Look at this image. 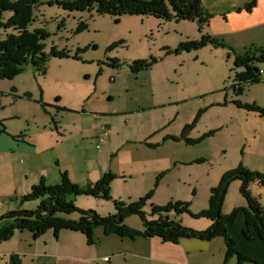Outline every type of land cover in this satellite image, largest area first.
Instances as JSON below:
<instances>
[{"label": "rangeland", "instance_id": "rangeland-1", "mask_svg": "<svg viewBox=\"0 0 264 264\" xmlns=\"http://www.w3.org/2000/svg\"><path fill=\"white\" fill-rule=\"evenodd\" d=\"M259 1L201 0L210 17L202 25L38 7L28 32L47 35L44 54L66 51L70 59L51 58L44 78L28 65L11 79L0 80V128L25 149L7 158L0 154V217L18 209L35 210L39 202L20 206L19 198L40 186L60 185L61 176L78 188L110 176L111 201L69 196L66 202L106 218L114 214L113 202L147 199L143 212L152 222L158 218L150 206L185 205L188 214L170 213L168 220L193 231L208 229L210 221L195 217L208 211L210 192L224 177L238 170L264 175V117L247 109L264 110V63L256 65L260 82L238 91L234 74L242 70L235 69V61L242 51L227 45L259 33L264 37V26H258L264 18L249 14ZM258 11L254 13L261 15ZM10 16L4 14V19ZM202 42L197 50L186 47ZM246 46V52L262 48ZM134 63L150 68L133 72ZM102 128L107 138L100 144ZM240 186L238 181L229 183L221 217L246 208ZM250 193L263 202V189L252 185ZM66 217L78 219L77 214ZM123 224L136 230L142 225L137 217ZM101 231L94 230L91 246L69 232H62L57 242L49 231L37 247L27 232L2 247L25 242L26 264H105L103 258L115 264L111 242L100 238ZM228 235L250 261L246 264H264V243L246 228L243 215ZM190 241L189 264L204 257L212 259L208 264H223L222 239ZM34 251L40 258L27 256ZM229 264H236V258Z\"/></svg>", "mask_w": 264, "mask_h": 264}, {"label": "trees", "instance_id": "trees-1", "mask_svg": "<svg viewBox=\"0 0 264 264\" xmlns=\"http://www.w3.org/2000/svg\"><path fill=\"white\" fill-rule=\"evenodd\" d=\"M40 6H56L68 13L95 11L98 16L112 18L135 16L152 17L168 22L172 20L175 22L195 21L198 25L207 24L210 18L203 10L201 0H0V80L11 79L18 74L21 68L28 65L38 77L44 78L51 58L70 59L66 51L56 52L51 49L49 55L44 54L43 42L47 39V35L41 31L28 32L33 13ZM253 6L247 7L245 11L249 13ZM4 14H11V16L4 19ZM205 40H208L214 47L225 48L223 43L209 38ZM203 42L201 44L189 43L186 47L197 50L204 46ZM261 63H264V49L245 51L236 56L235 69L242 70L239 74H234L238 91L243 85L260 82V72L256 65ZM148 68L150 64L134 63L132 71L138 73ZM247 109L264 116V110L253 109V107ZM111 180L110 176L103 177L95 185L78 188L73 186L66 176H61L60 185L56 187L40 186L32 190L28 195L19 198V204L22 206L25 203L37 201L39 204L35 210L18 209L0 217V244L11 240L15 233L27 232L35 241L52 231L55 239L61 232L79 234L85 238L86 244L91 246L93 245V232L96 229H101L104 236H115L122 240L157 239L163 244L171 245L177 244L180 240L208 243L219 238L223 240L226 259L235 257L237 264H246L250 261L236 250L234 241L228 235V229L241 215L245 218L246 228L252 229L257 240L264 243V198L261 203L250 193L252 185L264 190V175L249 174L238 170L224 177L219 186L210 192L208 211L195 217L211 222L210 227L204 231H193L183 227L180 223L168 220L166 216L170 213L188 214L185 205H177L170 209H157L150 206L151 215L158 218L152 222L146 219L143 212L147 199L131 204L113 202L114 214L106 218H101L94 212L80 211L73 206L72 202H66L69 196L90 197L104 202L111 201L108 197ZM233 181L241 184L239 195L245 201L246 208L236 209L229 216L221 217V205L227 187ZM72 214H77L78 219L75 221L67 219L66 216ZM130 217L139 218L142 224L140 230L130 229L123 224L124 220Z\"/></svg>", "mask_w": 264, "mask_h": 264}, {"label": "crops", "instance_id": "crops-1", "mask_svg": "<svg viewBox=\"0 0 264 264\" xmlns=\"http://www.w3.org/2000/svg\"><path fill=\"white\" fill-rule=\"evenodd\" d=\"M259 2H260L259 6L256 5L255 8L249 14H251V16H256L257 18H261V17L264 18V0H260ZM256 8L259 9L258 12L261 13V15H257L254 13L255 10H257ZM239 14H240V17L244 16L241 14V11H239ZM242 21H244V20H242ZM258 26L259 27L264 26V20L261 23H259ZM253 27L257 28V26H253ZM260 41H264V37L261 33L258 34V37L256 35H254L251 38L249 37V39H247V40L245 39L244 42H240L241 44H239V42L237 40H235V41L233 40V41H231V44L227 43V45L229 47L232 46L233 49L234 48L236 49V47H238L237 48L238 50L244 52V51H246L245 46L247 44L249 46H255V47L258 46L259 48L262 47L261 49H264V45L259 46ZM262 117H264V116H262ZM4 135H5L4 130L0 128V136H2V137H0V154L3 155V158H7V156L9 154H12V153H19L21 151L22 152L25 151V149L21 147L22 146L21 142H16V140H14L15 137L10 138V137H8L6 135L4 136ZM13 147L18 148L19 150L18 149L15 150ZM239 228H241V226H239ZM134 229L136 230V228H134ZM232 229H233V226L228 229V232H230ZM101 232L102 233L100 235V238L102 236L103 239H105V241L107 240V242L108 241L111 242L110 244L113 248V251L111 252V253H113L112 258H114L115 260L118 259V262H116L115 264H140L141 262H142V264H189V260H190L189 257L191 255V251H189V249L192 248V245H190V244H191V242H194V241L180 240L177 244L171 245V244H163L157 239H151V240L123 239L122 240V239H119L115 236H104L103 231H101ZM18 234L20 236H23L24 233L23 232L22 233H15V235L13 236V238L11 240H9L6 243L0 244V264H26V262H25L26 261V259H25L26 255L24 253L27 249L25 248V242H24V244L20 242L18 246L15 245L13 248L7 249L6 247H2V246H6L4 244H8V243L12 242ZM61 234H63V233L61 232L57 236L56 239L54 238L55 241H57V242L59 241V237L61 236ZM30 237H31V235H30ZM112 237H115L116 239H111ZM254 237L256 238L255 235H254ZM40 238H42V237H40ZM40 238H38L35 241L32 240V242H35L34 246L37 247V242L39 241ZM208 243H210V242H208ZM22 244H23V248L21 247ZM203 252H204V250H201L200 253H203ZM27 256H29L32 259L40 258V256L36 254V251H34L31 254H27ZM211 257H213V256H211ZM105 259L106 258H103V260H105ZM232 259H233V257L226 259V249H225L224 256L222 259V261H223L222 263L223 264H229V262ZM207 260L212 262V259H207ZM207 260L205 259V257L202 259H198L197 264H208ZM109 262L110 261L108 260L107 262H104V263L109 264ZM216 263H217V260H214L212 264H216ZM31 264H33V262Z\"/></svg>", "mask_w": 264, "mask_h": 264}, {"label": "built area", "instance_id": "built-area-1", "mask_svg": "<svg viewBox=\"0 0 264 264\" xmlns=\"http://www.w3.org/2000/svg\"><path fill=\"white\" fill-rule=\"evenodd\" d=\"M106 138H107L106 130H105V128H102V129L100 130V134H99V136H98L99 143L102 144L103 141H104ZM107 261H108L107 259L104 260V262H107Z\"/></svg>", "mask_w": 264, "mask_h": 264}, {"label": "water", "instance_id": "water-1", "mask_svg": "<svg viewBox=\"0 0 264 264\" xmlns=\"http://www.w3.org/2000/svg\"><path fill=\"white\" fill-rule=\"evenodd\" d=\"M188 135V133L187 134H185V136L183 137V141H185V138H186V136Z\"/></svg>", "mask_w": 264, "mask_h": 264}, {"label": "flooded vegetation", "instance_id": "flooded-vegetation-1", "mask_svg": "<svg viewBox=\"0 0 264 264\" xmlns=\"http://www.w3.org/2000/svg\"><path fill=\"white\" fill-rule=\"evenodd\" d=\"M185 140H186V138H185Z\"/></svg>", "mask_w": 264, "mask_h": 264}]
</instances>
